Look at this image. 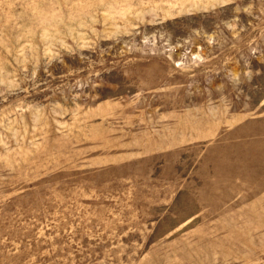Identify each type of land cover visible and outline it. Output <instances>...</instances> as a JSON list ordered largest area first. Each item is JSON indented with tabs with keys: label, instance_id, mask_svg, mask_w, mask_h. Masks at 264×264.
Listing matches in <instances>:
<instances>
[{
	"label": "rangeland",
	"instance_id": "obj_1",
	"mask_svg": "<svg viewBox=\"0 0 264 264\" xmlns=\"http://www.w3.org/2000/svg\"><path fill=\"white\" fill-rule=\"evenodd\" d=\"M0 264H264V0H0Z\"/></svg>",
	"mask_w": 264,
	"mask_h": 264
}]
</instances>
